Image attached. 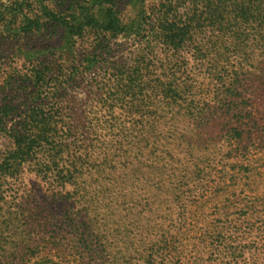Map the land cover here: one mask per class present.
<instances>
[{
	"label": "trees",
	"instance_id": "1",
	"mask_svg": "<svg viewBox=\"0 0 264 264\" xmlns=\"http://www.w3.org/2000/svg\"><path fill=\"white\" fill-rule=\"evenodd\" d=\"M26 1L1 5L0 24L14 38L43 36L54 43L40 63L26 53L30 66L14 69L0 85V134L9 138L0 176H16L30 163L34 175L50 191L67 194L69 203L93 205L102 196L111 204L117 202L109 199L113 193L106 196L110 189L103 191L98 180L107 172H133L137 179L150 160L147 167L172 170L171 178L157 187L165 197L149 207L152 219L142 221L145 209L132 212L139 239L135 260L125 264L260 263L264 195L253 194L256 175L264 171V0H129L137 7L127 16L117 0H57L55 8L42 0L41 11ZM118 37L143 38L149 50L167 54L154 83L143 76L149 55L140 45L127 67L109 64L111 40ZM77 49L83 50L79 59ZM220 50L225 60L237 58V86L234 81L225 89V107L208 118L212 107H205L201 70L209 53ZM186 54L198 73L188 68ZM85 80L93 98L75 123L66 95ZM234 167L239 193L228 211L237 216L209 223V183L225 186ZM110 257L111 264L121 261L116 252Z\"/></svg>",
	"mask_w": 264,
	"mask_h": 264
},
{
	"label": "rangeland",
	"instance_id": "2",
	"mask_svg": "<svg viewBox=\"0 0 264 264\" xmlns=\"http://www.w3.org/2000/svg\"><path fill=\"white\" fill-rule=\"evenodd\" d=\"M13 1L16 0H0V6ZM29 1L32 3L30 9L41 11L42 0ZM55 1L57 0H43V3L55 8ZM117 1L123 15L135 14L137 5L130 4L129 0ZM143 2L147 5L154 0H143ZM24 3L27 6L26 0ZM10 34L5 25L0 24V85L5 77L7 79L14 75L11 74L14 69L25 71L30 66L28 63L30 56L27 57L26 53L31 52V60L34 63H40L49 57L44 55L43 51L54 43L43 36H35L31 39L20 35L21 37L14 38ZM143 40L140 38L134 41L133 38L122 37L112 39L108 62L120 71L118 67L123 65L127 67L133 63L132 54L140 45V49L147 51L149 55L145 58L148 68H143V76L154 83V79L160 76L162 65L168 56L157 50L155 52L153 49L149 50ZM82 53L83 50L77 49L75 57L79 59ZM220 53L222 50L210 52L202 70L198 67V63L186 54L190 71L198 73L201 70L206 77L205 107L207 104L212 107L208 118L213 115L214 110L220 112L225 107L223 101L228 100L224 99L225 89L234 81L237 86V58L234 61H232L234 58L225 60ZM23 55L26 58H23ZM95 72V76L101 78L100 69H96ZM88 88L87 80H85L74 85L67 92L66 104L70 107V114L74 115L75 123L80 122L87 103L93 98ZM3 98L4 94L0 91V100ZM235 101L237 102V99ZM11 123L9 122L8 125ZM8 144L9 138L5 134H0V156ZM148 151L147 147L145 149L147 159H149ZM225 152L224 148L219 158ZM174 154L182 156V153L174 152ZM148 162H143L137 179L133 172L129 173L128 177L111 175L112 172H107L102 180H98L103 186V191L110 189L106 196L113 193V198L109 199L117 202H111V204L102 196L93 205L69 203L67 194L59 190L50 191L47 185L34 175L30 163L23 164L16 176H0V264H111L110 256L114 252L121 258L119 264H125L131 260L133 262L135 259L132 257L135 256L132 254V249L137 247L139 237L136 236L138 231L135 228L136 222L132 212L135 209H145L142 221L146 217L152 219L154 215L149 213V207L152 209L159 205L165 197L162 191L161 193L156 191L157 187L160 189L163 186L167 187L172 172V170L152 171L146 166ZM116 172L122 173L120 170ZM232 172L229 173V176L234 175L232 178L228 179V176L225 178L229 180L226 184L228 186L222 184L215 186L212 181L209 183L210 191L206 192L209 197L206 212L209 223L213 222L217 216L222 221L225 218L237 216L228 211L230 203L237 204V193H239L237 167H234ZM256 183L254 186L256 192L253 197L258 199L264 195L263 170H259V174L256 175ZM88 184H91V187L95 185L92 181H88ZM156 192V202L151 206L154 201L152 197ZM250 195L252 194L247 193V196ZM217 207L220 209H216ZM259 224L258 222L257 225ZM82 226L88 230L82 232ZM227 234L228 232L225 236ZM235 234L237 235V231ZM252 263L264 264V256L261 257L260 263Z\"/></svg>",
	"mask_w": 264,
	"mask_h": 264
}]
</instances>
